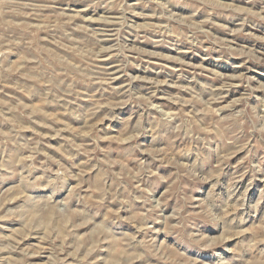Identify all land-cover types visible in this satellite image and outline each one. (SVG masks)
<instances>
[{
    "label": "rangeland",
    "instance_id": "1",
    "mask_svg": "<svg viewBox=\"0 0 264 264\" xmlns=\"http://www.w3.org/2000/svg\"><path fill=\"white\" fill-rule=\"evenodd\" d=\"M0 264H264V0H0Z\"/></svg>",
    "mask_w": 264,
    "mask_h": 264
}]
</instances>
